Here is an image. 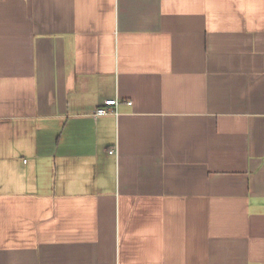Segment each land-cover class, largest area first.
<instances>
[{
    "label": "crops",
    "instance_id": "1",
    "mask_svg": "<svg viewBox=\"0 0 264 264\" xmlns=\"http://www.w3.org/2000/svg\"><path fill=\"white\" fill-rule=\"evenodd\" d=\"M0 264H264V0H0Z\"/></svg>",
    "mask_w": 264,
    "mask_h": 264
},
{
    "label": "built area",
    "instance_id": "2",
    "mask_svg": "<svg viewBox=\"0 0 264 264\" xmlns=\"http://www.w3.org/2000/svg\"><path fill=\"white\" fill-rule=\"evenodd\" d=\"M116 100L114 99H109V100H106L104 102V105H110V104H114ZM127 104H130L131 101H126ZM108 112L107 108L105 106H99L96 110H95V114H98V115H103V114H106Z\"/></svg>",
    "mask_w": 264,
    "mask_h": 264
}]
</instances>
